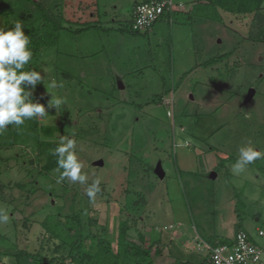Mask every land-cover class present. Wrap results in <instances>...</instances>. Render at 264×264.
<instances>
[{
  "label": "rangeland",
  "instance_id": "rangeland-1",
  "mask_svg": "<svg viewBox=\"0 0 264 264\" xmlns=\"http://www.w3.org/2000/svg\"><path fill=\"white\" fill-rule=\"evenodd\" d=\"M31 1L56 15L49 5L58 0ZM132 1L64 0L66 26H94L62 31L58 45L30 64L46 83L56 82L48 90L65 103L49 108L52 94L41 82L29 91L48 114L0 133V210L8 216L0 234L19 248L51 254L54 242L41 239L39 225L48 213L79 214L84 234L104 233L114 248L121 221L127 242L139 244L143 235L148 245L161 237L168 243L186 228L190 237H230L239 215L264 264V158L239 176L230 159L249 141L264 151V39L257 38L264 28L251 26L252 15L174 0L183 5L171 21L157 22L146 35L119 32ZM26 16L11 3L0 9V26ZM159 95L161 101H151ZM37 134L56 144L72 137L87 182L58 183L57 171L38 175ZM94 179L101 192L90 201L86 188ZM137 194L142 207L131 206ZM21 264L35 263L23 257Z\"/></svg>",
  "mask_w": 264,
  "mask_h": 264
},
{
  "label": "trees",
  "instance_id": "trees-1",
  "mask_svg": "<svg viewBox=\"0 0 264 264\" xmlns=\"http://www.w3.org/2000/svg\"><path fill=\"white\" fill-rule=\"evenodd\" d=\"M22 1L24 3L27 2L33 4L32 6L34 9H25ZM137 1L138 0L131 2L132 7ZM263 2L264 0H203V5H209L234 15H252L253 20L251 26L264 28L262 26L264 25ZM11 3L15 4L17 10L23 11L27 14L26 17L19 18L17 21H20L25 25V34L29 35L31 39L30 46L33 50V57L30 64L37 61L45 50L54 48L58 45L62 31L66 30L70 33H78L94 26L88 21L81 22L82 26L76 28L66 26L64 24L65 18L63 14V7L66 5L64 0H61L60 2L58 0V3L54 2L49 5L56 9V15L49 14L50 8L43 7L39 2H32L31 0H0V9L4 10L6 5ZM174 12L163 14L159 20L151 25V27L160 21H171ZM151 27L143 32L134 30L132 28V16L130 13L127 24L119 27L118 31L133 35H146ZM257 38L264 39V37L262 38L261 36ZM224 56L225 54L211 58L204 62V65L212 64ZM162 98L163 96L159 95L151 101L159 102ZM35 123L36 121H34L33 126L30 127L31 131H33V128L36 125ZM43 132L49 134L50 129L44 128ZM35 141L37 146L35 157L37 161L42 162L40 169L37 171L38 175H46L53 171H57L58 175H60V171L62 170H58L57 157L53 155L57 146L55 140L40 138L39 134H37ZM230 159L235 162L237 160V158ZM30 163L33 162L30 161ZM14 185L19 189H25V184L15 183ZM3 186V184H0V188ZM33 191L34 189L28 190L29 193H32ZM137 197L138 200L132 201L131 206L138 205L142 207V205L146 204L143 201V197L139 194H137ZM237 216L239 217V215ZM27 222L28 220L23 218L22 224L26 228L28 226ZM88 224H95V221L89 218ZM39 225L43 230L41 239L47 238V240H52L54 242L51 254L42 253L39 250L31 252L24 248H19L15 246V244L10 243L5 236L0 234V263L21 264V259L24 257L30 259L35 264H126L124 261L126 258H129L130 264H154L152 260L153 255L159 254L165 246L170 247L169 251L173 254L172 247L175 245L173 240H170L167 243L163 238H155L150 241L148 245H144L145 238L143 235L139 236V244L135 242H127V225L126 222L121 221L116 247L114 248L104 233L98 234L89 231L87 234H84L81 227V218L77 213L63 216L57 213H48L39 222ZM234 230L236 232L243 230L240 222L235 223ZM232 240L233 238H220L218 240L212 238L210 243L211 245H214L216 242L230 244ZM174 256L176 260L174 264H181V258L178 255ZM207 258L208 257L206 256V260Z\"/></svg>",
  "mask_w": 264,
  "mask_h": 264
},
{
  "label": "clouds",
  "instance_id": "clouds-1",
  "mask_svg": "<svg viewBox=\"0 0 264 264\" xmlns=\"http://www.w3.org/2000/svg\"><path fill=\"white\" fill-rule=\"evenodd\" d=\"M11 25L12 27L0 26V133L10 125L19 127L27 120L48 114L45 105L32 98L29 89L34 90L41 82L47 90L57 87L54 81L46 83L47 76L43 77L40 70L31 68L33 50L30 36L25 34V25L20 21ZM48 92L51 93L49 90ZM64 103L62 98L52 94L48 107L59 109ZM53 155L57 157L58 170H62L58 183L64 180L73 184L87 182L83 163L76 154V141L72 137L62 136ZM262 158L264 151L258 150L251 141L241 145L238 158L232 166L233 174L239 176L246 171L248 165ZM100 184V179H94L88 184L86 195L90 201H95L97 194L101 192ZM7 219L6 212L0 210V221Z\"/></svg>",
  "mask_w": 264,
  "mask_h": 264
},
{
  "label": "built area",
  "instance_id": "built-area-1",
  "mask_svg": "<svg viewBox=\"0 0 264 264\" xmlns=\"http://www.w3.org/2000/svg\"><path fill=\"white\" fill-rule=\"evenodd\" d=\"M183 3L174 0H138L131 11L132 28L143 32L167 12L177 11ZM259 235L263 232L259 231ZM208 264H262V250L247 231L239 230L230 244H205Z\"/></svg>",
  "mask_w": 264,
  "mask_h": 264
},
{
  "label": "crops",
  "instance_id": "crops-1",
  "mask_svg": "<svg viewBox=\"0 0 264 264\" xmlns=\"http://www.w3.org/2000/svg\"><path fill=\"white\" fill-rule=\"evenodd\" d=\"M131 9H132V3H131ZM131 9H130V13H131ZM211 176L212 178H214L216 175L215 173H212ZM240 219L238 217L236 222H240ZM242 229L245 230L243 226H242ZM259 231L261 230L260 229L257 230V235L262 236L263 234L259 235L258 233ZM235 232L236 231L234 230L232 236L230 237L222 236L218 234H212L208 236V238L206 237L196 238L194 235L190 237L188 234L189 233L188 229L186 228L184 230H181L178 233H175V234L173 233V237H174L173 240H174L175 245L172 247V251L174 255H178L181 258V262H182L181 264H184V263L186 264H208L206 260L207 248L205 244L211 245L210 241L212 240V238H215V240H218L220 238L232 239L234 237ZM250 236H251L252 241L257 245L255 238L251 234ZM161 238H163L164 241L166 242L169 240L168 237H161ZM189 242L192 243L190 247L187 246V243ZM169 248L170 247L165 246L159 254L154 255L156 258V260L155 258L154 259L152 258L154 264H174V262L176 261L174 258L175 256L170 253ZM262 264H263V261H262Z\"/></svg>",
  "mask_w": 264,
  "mask_h": 264
}]
</instances>
